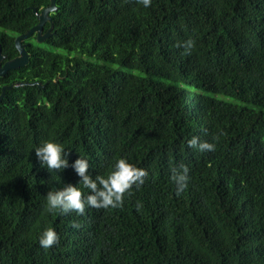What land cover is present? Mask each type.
<instances>
[{
    "label": "trees",
    "instance_id": "16d2710c",
    "mask_svg": "<svg viewBox=\"0 0 264 264\" xmlns=\"http://www.w3.org/2000/svg\"><path fill=\"white\" fill-rule=\"evenodd\" d=\"M48 5L0 0L3 61ZM55 6L42 42L54 50L26 40L28 63L0 77V91L43 85L0 100V264H264V0ZM190 38L184 55L176 45ZM193 136L215 151L188 147ZM47 141L63 145L67 169L38 161ZM80 157L93 179L119 158L148 177L122 208L48 213L53 189L90 194L71 167ZM181 163L191 179L177 197ZM48 228L60 241L44 249Z\"/></svg>",
    "mask_w": 264,
    "mask_h": 264
},
{
    "label": "clouds",
    "instance_id": "9594fccd",
    "mask_svg": "<svg viewBox=\"0 0 264 264\" xmlns=\"http://www.w3.org/2000/svg\"><path fill=\"white\" fill-rule=\"evenodd\" d=\"M137 3L147 8L151 6L152 0H137ZM195 45V40L190 38L183 43H178L176 47H183L184 55H191ZM213 139L218 140L219 137ZM188 147L198 149L201 152H214L216 144L202 142L199 137L193 136L188 141ZM35 155L41 165L46 166L49 172H61L69 167L68 153L59 143L44 142L35 149ZM71 167L80 177V184L90 190V194L85 197L79 187L70 184L62 190L53 189L48 192L46 197V211L48 213L68 214L75 212L78 215H84L86 207L97 210L122 208L125 196H131L133 187L138 190L148 177L146 170L136 167L125 158L117 159L113 170L106 177L97 175L95 179L89 174L90 164L88 160L80 157ZM170 179L175 185V195L180 197L187 190L191 179L189 168L183 163L179 167H174ZM141 206L138 202V211ZM73 227L80 228L81 225L74 223ZM59 241V235L52 228L46 229L39 237V244L44 249L58 245Z\"/></svg>",
    "mask_w": 264,
    "mask_h": 264
},
{
    "label": "water",
    "instance_id": "95a60500",
    "mask_svg": "<svg viewBox=\"0 0 264 264\" xmlns=\"http://www.w3.org/2000/svg\"><path fill=\"white\" fill-rule=\"evenodd\" d=\"M55 10H56L55 0H49V5L41 9L39 12L35 8L32 9L33 13L36 16L37 24L31 27L26 33L20 34L15 37L14 46L18 52V55L13 59L5 61L1 65V61L4 59V55L1 54V49H0V77L4 76L7 71L24 66L28 63L29 55L25 50L24 41L29 39L31 36L35 35L36 41L38 43L44 42V40L50 36L52 29L51 18L49 14L54 12ZM46 23H49L50 27L47 29V31L44 34H42L43 26ZM35 84L39 88L43 87V85L37 82H31V83L15 82L12 83L11 85L3 86L1 87V91H0V100L4 97L5 91L10 90L11 88H17L25 85L32 86Z\"/></svg>",
    "mask_w": 264,
    "mask_h": 264
},
{
    "label": "rangeland",
    "instance_id": "374dc122",
    "mask_svg": "<svg viewBox=\"0 0 264 264\" xmlns=\"http://www.w3.org/2000/svg\"><path fill=\"white\" fill-rule=\"evenodd\" d=\"M27 41L30 42V43H32V44H34V45H38V46H41V47H43V48H46V49H48V50H54L53 47H50V46H48V45H45L44 43H38V42L36 41V38H35V37H30L29 39H27Z\"/></svg>",
    "mask_w": 264,
    "mask_h": 264
},
{
    "label": "flooded vegetation",
    "instance_id": "af4514ba",
    "mask_svg": "<svg viewBox=\"0 0 264 264\" xmlns=\"http://www.w3.org/2000/svg\"><path fill=\"white\" fill-rule=\"evenodd\" d=\"M47 31V30H46ZM46 31H43L42 30V34H44ZM31 37H35V35H33V36H31ZM24 43H25V48H26V46H27V41H24ZM4 58H5V56H4ZM4 60V59H3ZM1 61V65L5 62V61Z\"/></svg>",
    "mask_w": 264,
    "mask_h": 264
}]
</instances>
